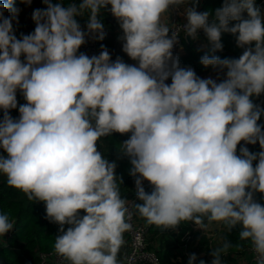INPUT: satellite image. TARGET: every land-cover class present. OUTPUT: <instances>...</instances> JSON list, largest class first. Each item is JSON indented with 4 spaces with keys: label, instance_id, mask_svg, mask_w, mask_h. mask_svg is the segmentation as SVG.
<instances>
[{
    "label": "clouds",
    "instance_id": "obj_1",
    "mask_svg": "<svg viewBox=\"0 0 264 264\" xmlns=\"http://www.w3.org/2000/svg\"><path fill=\"white\" fill-rule=\"evenodd\" d=\"M42 2L47 7L32 12L34 31L19 38L13 21L19 23L20 9L12 0L0 3V149L6 154H0V174L30 201L43 202L45 218L60 226L56 255L68 264H120L131 213L116 161L97 141L130 133L118 152L130 161L134 207L148 224L167 231L191 221L204 229L206 219L229 232L239 225L255 264H264V204L255 199L264 194V125L258 123L264 107L252 99L264 94V10L255 0H223L211 11H197L199 0ZM182 6L184 36L195 40L203 30L207 52L200 63L223 79L201 78L173 54L180 36L163 17ZM105 9L122 29V51L136 64L113 61L104 45L91 57L79 52L86 37L105 38ZM86 13L85 31L76 17ZM223 33L243 49L239 58L214 55L223 50ZM18 90L26 103L13 118ZM241 141L258 142L261 150H238ZM13 229L0 212V236ZM232 247L240 245L223 239L211 264H222ZM196 260L192 253L188 264Z\"/></svg>",
    "mask_w": 264,
    "mask_h": 264
},
{
    "label": "trees",
    "instance_id": "obj_2",
    "mask_svg": "<svg viewBox=\"0 0 264 264\" xmlns=\"http://www.w3.org/2000/svg\"><path fill=\"white\" fill-rule=\"evenodd\" d=\"M257 1L258 0H255V2ZM3 2H7V0H0V3ZM57 2H60V0H53V3ZM62 2L67 5L68 3H78L79 0H62ZM12 3L15 7L20 9L18 16L19 23L13 21V28L16 36L19 38L21 33L29 34L33 32L35 29V22L32 20L33 10L37 8H46L47 6L43 4L42 0H32L30 5H26L22 0H12ZM222 4L223 0H199L197 11H211L221 7ZM110 7L109 5L108 8L110 9ZM4 14L5 16L10 15L7 11ZM100 18L104 23V27H109V30L105 32V38L98 42L99 53L101 51V45H104L108 49L111 58L116 59L117 56H119L117 46L120 42L115 39V37L118 38L117 35H119L117 32L119 29L118 24H115V18L109 10H102ZM76 19L81 26H86L87 13L84 16H77ZM221 41L224 46L223 50L215 52L214 55L222 59L226 57L239 58L243 49L236 45L235 37L232 34L223 33ZM206 43L207 40L205 35L202 37L199 45H196L193 41L184 43L183 49L178 55L181 66H191L199 77L211 71H216L212 66L205 67L200 63V58L207 52V48L204 47ZM211 54L212 53H210V55ZM221 79H223V74L217 78V81ZM252 99L254 103L264 107V94H261L259 97H252ZM17 101V108L9 110L13 118L19 117V105L26 103L19 90L17 91ZM2 116L3 110H0V118H2ZM258 123L264 125V115L261 116ZM129 137L130 133H113L97 141V145L105 157H107L109 161H116L117 167L115 173L123 181L120 185V194L122 198L126 199L133 197L136 192L134 183L135 178L129 174V169L131 168L129 159L121 156L118 149L120 148V143ZM241 146H246L251 152H259L261 150L258 142L253 145L245 144L241 141L240 145L237 146L238 150ZM0 154H5L2 149H0ZM143 187L146 191L151 192L150 183L145 184ZM255 199L264 204V194L259 192L255 193ZM137 202L138 201H136V203ZM0 212L7 213L10 221L14 222V229L4 236H0V264H38L40 261V254L54 252V240L60 226L45 218L46 211L43 202L30 201L24 192L9 186L6 176L3 174H0ZM83 214L84 212L81 210V215ZM134 214L138 221L146 222L136 211L135 207ZM204 223L207 227L202 230L193 228L191 221H185L178 225L176 240L179 245L185 243L183 236L185 232L190 231L191 237L187 243L193 246L192 253H195L197 256V260L194 261V264H199L200 260L205 261V264H211L213 259L211 255L212 249L220 246L223 243V239L231 241L233 245L239 244L240 247L230 248L228 253L222 256V264H241V258L245 256L248 257V255L250 256V241H242L239 239V225L229 232L226 225L222 222H212L209 224L205 219ZM64 227L66 230L69 226L65 225ZM165 233L166 231L161 228L149 224L150 240H155L157 236ZM149 248L152 249V246L150 245ZM123 250L124 245L119 249L118 260L122 258ZM156 253L160 258L161 264H175L176 254L172 248L167 247L162 251L157 250ZM188 259L189 258H185L181 264H188ZM178 263L179 262H176V264ZM65 264H68L66 260ZM245 264H255V262L248 260Z\"/></svg>",
    "mask_w": 264,
    "mask_h": 264
},
{
    "label": "built area",
    "instance_id": "obj_3",
    "mask_svg": "<svg viewBox=\"0 0 264 264\" xmlns=\"http://www.w3.org/2000/svg\"><path fill=\"white\" fill-rule=\"evenodd\" d=\"M262 10H264V0H258L255 2ZM186 6V5H185ZM180 9H171L170 12V21L169 27L178 31L180 39L177 44L174 45L173 54L178 55L182 49L183 44L187 43L186 38L189 37V41H193L196 45L201 43L202 37L205 35L203 30L198 31V38L193 40L190 36H184L182 25L185 24L186 17L182 14L183 7ZM82 30L86 31V26H81ZM99 39H90L86 37V43L83 44L79 52H83L88 56L97 55L99 53L98 48ZM98 150L99 147H98ZM256 162L254 161V164ZM149 184L148 181L143 182V186ZM127 206L131 216L128 220V223L131 225L130 229L125 232L127 239L125 242V249L122 253V263L123 264H161L160 258L157 253L150 249L148 246L147 237L149 235V224L147 222L138 221L134 214V205L137 201L136 192L133 197L126 199ZM191 225L195 229H200V225H195L194 222H191ZM202 230V229H200ZM190 231L185 232L183 239L185 243L190 239ZM184 243V244H185ZM250 260L255 262V253L252 250V247L249 248ZM38 264H65V260L61 257H58L55 252L42 253L40 254V261Z\"/></svg>",
    "mask_w": 264,
    "mask_h": 264
},
{
    "label": "crops",
    "instance_id": "obj_4",
    "mask_svg": "<svg viewBox=\"0 0 264 264\" xmlns=\"http://www.w3.org/2000/svg\"><path fill=\"white\" fill-rule=\"evenodd\" d=\"M189 6H191V5L189 4ZM114 21L116 22L115 24H118V21L116 20V18H115ZM163 21L169 25L170 12L164 14ZM118 27H119V24H118ZM106 30L108 31L109 27H107V28L104 27V32H106ZM117 32L119 34V35H117L118 37L122 35V29L120 27H119ZM115 39H116V41H120L117 37H115ZM121 45H122V41H120L119 45L117 46V51L119 52L118 55L126 63H128V64H136L137 63L136 61L132 60L130 57H128V55L126 53H124L122 51V46ZM178 55H176V56H178ZM111 59L113 61L115 60L113 58H111ZM170 82H171V79L169 78L166 81V83L170 84ZM144 181H147V180H144ZM177 231H178V226H177V228L175 230H167L165 234H161V235L157 236V238L155 240H150L149 239L150 235H148L147 241H148V246L151 245L152 249L154 251L155 250L156 251L157 250H161L162 251L163 249H165L167 247L172 248L174 250V253L176 254L175 264H176V262H179L178 264H181L185 258H189L190 254L192 253L193 246L188 244L187 242L185 244L179 245V243H177V240H176ZM123 239H124V244L123 245H124V249H125L126 248L125 247V242H126V239H127V236H126L125 233L123 234ZM248 260H250V256L249 255H248V257L245 256L244 258H241V264L247 263ZM119 262H120V264H123L122 263V258L119 260Z\"/></svg>",
    "mask_w": 264,
    "mask_h": 264
},
{
    "label": "rangeland",
    "instance_id": "obj_5",
    "mask_svg": "<svg viewBox=\"0 0 264 264\" xmlns=\"http://www.w3.org/2000/svg\"><path fill=\"white\" fill-rule=\"evenodd\" d=\"M221 74H222V73L218 74L217 71H211V72H209V73L203 75L201 78H209V77H211V78L217 80V78H218Z\"/></svg>",
    "mask_w": 264,
    "mask_h": 264
},
{
    "label": "water",
    "instance_id": "obj_6",
    "mask_svg": "<svg viewBox=\"0 0 264 264\" xmlns=\"http://www.w3.org/2000/svg\"><path fill=\"white\" fill-rule=\"evenodd\" d=\"M187 42L189 41V37L186 38Z\"/></svg>",
    "mask_w": 264,
    "mask_h": 264
}]
</instances>
